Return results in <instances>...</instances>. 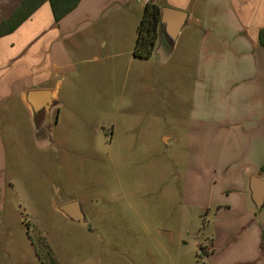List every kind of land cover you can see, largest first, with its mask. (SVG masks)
<instances>
[{"label":"rangeland","instance_id":"obj_1","mask_svg":"<svg viewBox=\"0 0 264 264\" xmlns=\"http://www.w3.org/2000/svg\"><path fill=\"white\" fill-rule=\"evenodd\" d=\"M95 43L99 59L81 52L58 77V124L41 138L21 126L5 136L0 264H206L210 196L234 192L213 138L199 136L194 149L191 130L209 133L225 95L199 85L198 55L182 43L150 59L109 57L114 46ZM73 201L91 229L58 210Z\"/></svg>","mask_w":264,"mask_h":264},{"label":"crops","instance_id":"obj_2","mask_svg":"<svg viewBox=\"0 0 264 264\" xmlns=\"http://www.w3.org/2000/svg\"><path fill=\"white\" fill-rule=\"evenodd\" d=\"M24 2L0 0V26ZM140 3L190 14L175 48L182 43V51H196L199 85L212 94L225 95V107L212 112L209 133L203 132V126L191 130L194 149L199 136L213 138L211 144L219 149L224 173L232 180L228 194L234 192L228 199L218 196L217 202L210 196L208 207L216 208L215 228L205 248L206 264H264V206L256 208L250 190L252 177L264 180V46L260 44L264 0H82L59 22L50 3L42 4L14 31L0 37V170L6 162L5 136L10 131L22 128L41 138L44 130H52L60 121L63 84L58 77L74 67L72 57L84 52L99 59L95 42L103 52L114 46L109 57L129 50L134 55L145 11ZM83 35H89L90 42L76 39ZM157 49L163 50L159 41ZM31 91L39 92L36 110L56 101V114L52 108L51 118L39 116L41 112L36 113L28 101ZM165 136L166 144H172L173 136ZM212 166L219 170L218 165Z\"/></svg>","mask_w":264,"mask_h":264},{"label":"water","instance_id":"obj_3","mask_svg":"<svg viewBox=\"0 0 264 264\" xmlns=\"http://www.w3.org/2000/svg\"><path fill=\"white\" fill-rule=\"evenodd\" d=\"M161 18L158 28V41L163 51L172 52L177 44L182 30L188 25L190 14L169 7H161ZM39 92L31 91L28 94V101L34 108L36 113L41 112L39 116L50 117L51 111L56 106V101H49L45 106L39 108L34 105L35 97ZM50 95L51 92L46 91ZM39 111V112H38ZM250 190L252 192L253 202L258 210L264 206V180L254 176L250 181ZM70 221L91 229L87 215L82 204L79 201H73L64 204L58 208Z\"/></svg>","mask_w":264,"mask_h":264},{"label":"trees","instance_id":"obj_4","mask_svg":"<svg viewBox=\"0 0 264 264\" xmlns=\"http://www.w3.org/2000/svg\"><path fill=\"white\" fill-rule=\"evenodd\" d=\"M82 0H25L15 15L4 21L0 26V37L14 31L22 21L28 18L42 4L49 2L56 22L74 11ZM24 14V15H22ZM161 9L157 4H148L138 29V38L134 49V56L138 59H150L155 52L158 41V28ZM260 44L264 46V29L260 34ZM264 173V166L262 167Z\"/></svg>","mask_w":264,"mask_h":264},{"label":"built area","instance_id":"obj_5","mask_svg":"<svg viewBox=\"0 0 264 264\" xmlns=\"http://www.w3.org/2000/svg\"><path fill=\"white\" fill-rule=\"evenodd\" d=\"M149 0H146V2H148Z\"/></svg>","mask_w":264,"mask_h":264}]
</instances>
